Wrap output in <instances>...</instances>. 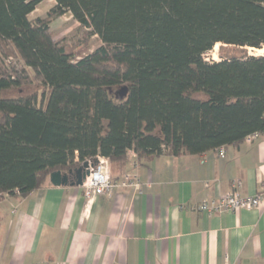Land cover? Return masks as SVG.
Returning <instances> with one entry per match:
<instances>
[{
	"label": "trees",
	"instance_id": "1",
	"mask_svg": "<svg viewBox=\"0 0 264 264\" xmlns=\"http://www.w3.org/2000/svg\"><path fill=\"white\" fill-rule=\"evenodd\" d=\"M42 2L0 0V195L98 156L140 163L264 132V54L248 51L264 47V0H55L32 18ZM66 13L74 43L51 31ZM219 43L241 54L205 60Z\"/></svg>",
	"mask_w": 264,
	"mask_h": 264
},
{
	"label": "crops",
	"instance_id": "2",
	"mask_svg": "<svg viewBox=\"0 0 264 264\" xmlns=\"http://www.w3.org/2000/svg\"><path fill=\"white\" fill-rule=\"evenodd\" d=\"M113 180L135 173L139 188L117 186L88 198L50 180L27 196L0 195V264H264V206L209 214L186 205L242 183L264 187V132L202 154L130 152L110 162Z\"/></svg>",
	"mask_w": 264,
	"mask_h": 264
},
{
	"label": "built area",
	"instance_id": "3",
	"mask_svg": "<svg viewBox=\"0 0 264 264\" xmlns=\"http://www.w3.org/2000/svg\"><path fill=\"white\" fill-rule=\"evenodd\" d=\"M259 134V132L252 133L246 139H254ZM216 150L219 156L224 157L226 155V146H220ZM108 163V158L104 156L97 157V163L92 167L89 175H87L80 186L84 189L86 197L93 198L95 195H111L117 186H133L136 188L141 186V180L135 173H126L119 180H113ZM241 188V181L234 180L231 189L226 194L183 207L213 214L218 212H234L242 209L251 210L264 206V187L254 195H245Z\"/></svg>",
	"mask_w": 264,
	"mask_h": 264
},
{
	"label": "rangeland",
	"instance_id": "4",
	"mask_svg": "<svg viewBox=\"0 0 264 264\" xmlns=\"http://www.w3.org/2000/svg\"><path fill=\"white\" fill-rule=\"evenodd\" d=\"M55 3V0H43L41 4L30 14L32 18L38 16H45L49 7H51ZM51 31L54 34L56 39H61L65 37L71 43H74L78 40L79 36L81 35L83 29L81 28L79 22H77L71 13H66L61 17L57 18L51 23ZM100 44L99 38L94 35L91 39V48L93 49ZM264 48V47H263ZM249 54L260 55L259 51L256 49L248 48ZM231 54H241V48L235 47L232 45H222L221 43L218 44V47H214L212 50L207 52L204 55L205 60L207 61H219L222 56L231 55ZM264 54V50L261 52ZM38 84H29L25 85L21 89H14L11 90L5 95H18L19 93H30L33 90L38 88Z\"/></svg>",
	"mask_w": 264,
	"mask_h": 264
},
{
	"label": "water",
	"instance_id": "5",
	"mask_svg": "<svg viewBox=\"0 0 264 264\" xmlns=\"http://www.w3.org/2000/svg\"><path fill=\"white\" fill-rule=\"evenodd\" d=\"M126 92L127 89L124 87L119 90L118 94H120L121 97H124ZM96 163L97 160L86 161L82 166L76 169H71L68 172H62L61 170L53 171L50 174V182L54 186H81Z\"/></svg>",
	"mask_w": 264,
	"mask_h": 264
},
{
	"label": "bare ground",
	"instance_id": "6",
	"mask_svg": "<svg viewBox=\"0 0 264 264\" xmlns=\"http://www.w3.org/2000/svg\"><path fill=\"white\" fill-rule=\"evenodd\" d=\"M216 47H218V44L216 45ZM252 50L253 49H256L257 51H259V54H261V52L264 50V48H253V47H250Z\"/></svg>",
	"mask_w": 264,
	"mask_h": 264
}]
</instances>
